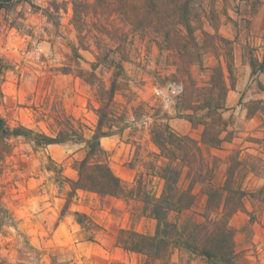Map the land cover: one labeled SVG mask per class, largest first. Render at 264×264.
I'll use <instances>...</instances> for the list:
<instances>
[{
    "label": "rangeland",
    "instance_id": "rangeland-1",
    "mask_svg": "<svg viewBox=\"0 0 264 264\" xmlns=\"http://www.w3.org/2000/svg\"><path fill=\"white\" fill-rule=\"evenodd\" d=\"M125 1L0 0V117L47 136L71 120L89 138L116 80L118 119H126L91 162H107L128 188L139 180L159 194L150 175L158 153L150 132L159 124L220 160L217 184L240 161L246 213H236L243 223L229 220L234 262L264 264V0H165V28L156 32L134 17L150 0ZM177 2L191 11L192 34L176 25ZM172 86L182 93L165 103ZM205 131L206 140L219 137L218 148L204 144ZM32 138H0L3 264H209L173 245L158 258L125 250L121 242L155 234L142 202L73 192L84 144L40 147ZM205 206L197 188L194 208L169 220L215 219Z\"/></svg>",
    "mask_w": 264,
    "mask_h": 264
},
{
    "label": "trees",
    "instance_id": "trees-1",
    "mask_svg": "<svg viewBox=\"0 0 264 264\" xmlns=\"http://www.w3.org/2000/svg\"><path fill=\"white\" fill-rule=\"evenodd\" d=\"M102 4L105 0H94ZM126 4L125 0H118ZM165 0H150L146 14L135 11L134 17L139 23L152 25L154 32L163 30V15L161 11L166 7ZM178 15L176 25L192 34L189 17L191 11L186 4L176 3ZM163 12V11H162ZM253 67V64L251 65ZM226 89V88H225ZM117 91V81L113 80L111 87L106 91L107 101L101 102L96 109L97 126L89 138H86L82 129L76 127L73 121H68L54 136L34 133L22 127L11 129L0 117V138L8 139L11 136L29 138L40 147L63 144L67 142L82 143L85 148L84 158L75 163L74 169L78 174L76 181H71L73 192L88 191L99 196L113 198H135L142 202V214L156 221L153 236L137 235L138 244L129 247L121 242L125 250L155 256L158 258L162 248L170 245L185 249L191 254L205 258L209 264H235L233 233L229 225L230 218L238 212H245V198L247 193L242 188L239 179L242 178L245 167L237 161L236 168H227L223 181L216 183L217 172L220 169V160L208 158L199 142L175 134L168 125H156L150 132V138L158 153L153 155L154 162L150 164L151 177L161 183L157 195L145 190L142 181L137 180L134 188H128L111 171L107 162L92 163L104 154L101 148V139L119 135L115 130L126 118L120 116L115 107L114 97ZM203 142L213 148H218L221 140L217 135H210ZM206 198L205 209L210 214L215 213V219L206 216L205 222H196L187 219L182 222L169 220L171 214L179 215L190 211L196 204V189ZM79 225L82 222L76 219ZM0 264H3L0 261Z\"/></svg>",
    "mask_w": 264,
    "mask_h": 264
},
{
    "label": "built area",
    "instance_id": "built-area-1",
    "mask_svg": "<svg viewBox=\"0 0 264 264\" xmlns=\"http://www.w3.org/2000/svg\"><path fill=\"white\" fill-rule=\"evenodd\" d=\"M182 87L172 86L168 92V97H163L165 103H169L173 95H179L182 93Z\"/></svg>",
    "mask_w": 264,
    "mask_h": 264
},
{
    "label": "crops",
    "instance_id": "crops-1",
    "mask_svg": "<svg viewBox=\"0 0 264 264\" xmlns=\"http://www.w3.org/2000/svg\"><path fill=\"white\" fill-rule=\"evenodd\" d=\"M100 143H101V141H100ZM238 219H241L242 223L245 222V218L243 219V217H239V216H237V214H236V215H234L233 218L231 219V221H230L231 224H233V222H234L235 220H238Z\"/></svg>",
    "mask_w": 264,
    "mask_h": 264
}]
</instances>
